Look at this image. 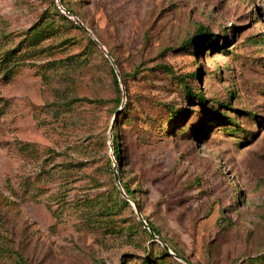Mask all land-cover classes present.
I'll return each instance as SVG.
<instances>
[{
  "label": "rangeland",
  "instance_id": "rangeland-1",
  "mask_svg": "<svg viewBox=\"0 0 264 264\" xmlns=\"http://www.w3.org/2000/svg\"><path fill=\"white\" fill-rule=\"evenodd\" d=\"M58 1L0 0V264H264V0Z\"/></svg>",
  "mask_w": 264,
  "mask_h": 264
},
{
  "label": "trees",
  "instance_id": "trees-1",
  "mask_svg": "<svg viewBox=\"0 0 264 264\" xmlns=\"http://www.w3.org/2000/svg\"><path fill=\"white\" fill-rule=\"evenodd\" d=\"M61 4H62V6H63V8H64L65 10H67L69 13L73 14L74 16H76V14H74L69 8H67V7L65 6V4H64V0H61ZM78 28L81 29L79 26H78ZM200 32H201V30L199 31V33H200ZM199 33H196V35H195L194 37H192V38H190L189 40H187V41L183 44V46H184V47H187V46L189 47V46H191V47H193V48L195 49V51L198 52V50H199V48H200V44H201V42L198 41V38H199V36H200ZM198 34H199V35H198ZM203 36H204V41H207V42H209V41H211V40L214 39V36H211V35L208 34V33H204ZM90 42L92 43L93 46H95V45L97 46V44L95 43V41H93V40L90 39ZM110 56H111V54H110ZM114 62H115V64H116V66H117V62H116L115 60H114ZM139 73H140V70H139V69H136L131 75H128V74L123 75V74H122V79H123V82H124L125 88H127L125 78H127V77H133V78H135V76L138 75ZM112 74H113V79H114V85H115L116 90H117V93H118V95H119V96H118V99H117V105H116L117 109L115 110V113H114V114H115V116H116V120H119V119L122 118L123 115L128 114V111H127L128 108L126 109V107H125V108L119 110V107H120L121 104H122L121 90H120V87H119V82H118V80H117V77L115 76V74H114L113 72H112ZM195 77H197V76L195 75ZM183 84H184V86H185L186 96H187L191 101L200 100L201 102H204L203 99H202L201 94H198L197 96H193L192 94H191V96L188 95V94H187V88H188V87H187V85H186L185 83H183ZM189 94H190V93H189ZM233 94H234L233 92H230V93H229L228 96H229L230 99H231V97H233ZM171 110H172V117H171L170 121L178 122V121H179V118H181V116L184 115V111H182V110H175V109H171ZM124 111H125V113H124ZM215 113H216V114L214 115V117H212V119H223V118L226 117L225 114H221V113H217V112H215ZM245 115H246V116H253V114H251V112H248V113H246ZM228 122H229L230 125H233V123H231V121H228ZM238 132H242V130L238 129ZM117 140H118V139H116V140L114 141V154H115V157H116V160H117L118 164L120 165V164H121V153H123V151H122V144H121L120 142H117ZM121 175H122V172H119L120 183L123 185V188H124L125 194L127 195V197H128L129 199H131V201L134 202L135 200H134L133 193H132V191L130 190L129 186H128L126 183L123 182V179H122ZM116 191H117V190H116ZM117 193L119 194L118 191H117ZM124 203H127V202H124ZM146 223H147V225L149 226V228H151V230L155 233L156 236H160L159 232L156 230V228H154V227L152 226V224H151L148 220L146 221Z\"/></svg>",
  "mask_w": 264,
  "mask_h": 264
},
{
  "label": "water",
  "instance_id": "water-1",
  "mask_svg": "<svg viewBox=\"0 0 264 264\" xmlns=\"http://www.w3.org/2000/svg\"><path fill=\"white\" fill-rule=\"evenodd\" d=\"M58 3H59V6H61V10H62L63 12H65L68 16L74 18V19L78 22L79 26L82 27V28H83V29H84V30H85V31H86V32H87L92 38H94V41H95L96 43L99 44V42L97 41V39H95L93 33H92L89 29H87V28L84 26V24H83L82 22L79 21L78 18H76V16H74V15L71 14V13H69L67 10H65V9L62 7V5H61V0H59ZM102 49L104 50L106 56L111 60L113 66L116 67L115 62H114V60L112 59V57L109 55V53L105 50L104 47H102ZM115 180H116L117 184H119V178H118V174H117V172H115ZM123 196H125L124 193H123ZM137 213H138V212H137ZM138 216H139L141 219H143L140 213H138ZM143 222L147 225V223H146L144 220H143ZM147 226H148V225H147ZM151 233H152L157 239H160L158 236L155 235V233H154L153 231H151ZM162 242H163V241H162Z\"/></svg>",
  "mask_w": 264,
  "mask_h": 264
}]
</instances>
